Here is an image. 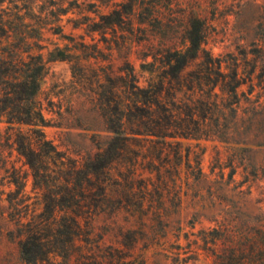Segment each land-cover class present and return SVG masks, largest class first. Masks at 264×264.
<instances>
[{"label": "rangeland", "instance_id": "374dc122", "mask_svg": "<svg viewBox=\"0 0 264 264\" xmlns=\"http://www.w3.org/2000/svg\"><path fill=\"white\" fill-rule=\"evenodd\" d=\"M126 4L133 10L123 23L89 31L99 16ZM3 11L6 20L12 15L15 23L40 28L41 49L34 53L45 64L36 98L48 124L44 132L80 162L111 137L99 108L107 75L123 74L129 63L147 86L166 51L186 50L193 19L205 24L204 49L241 82L221 121L229 124L231 145L183 140L182 157L171 156L161 184L141 167L129 181L130 160L145 166L158 145L134 143L111 167L102 210L88 223L83 219L73 257L54 256V264H264V0H0ZM57 49L71 61L54 60ZM221 89L216 93L223 95ZM11 134L1 122L0 264H24L16 220L31 219L43 206Z\"/></svg>", "mask_w": 264, "mask_h": 264}, {"label": "trees", "instance_id": "16d2710c", "mask_svg": "<svg viewBox=\"0 0 264 264\" xmlns=\"http://www.w3.org/2000/svg\"><path fill=\"white\" fill-rule=\"evenodd\" d=\"M124 7V11L115 9L99 16L100 21L89 31L104 32L123 23L133 5ZM4 13L0 14V123L4 121L12 132L16 151L25 159L34 186L41 191L43 206L31 219L16 220L24 264H54V256L65 260L73 257L77 242L84 237L83 219L88 223L102 210L111 167L132 151L134 143L156 141L158 145L153 147L156 159L150 158L145 166L138 158L130 160L134 175L129 181L137 179L141 167L156 173L161 184L172 166L171 156L182 157L183 140L216 138L231 145L229 124L221 121L227 116L229 98L237 97L241 82L237 71L225 73L223 62L204 49L207 33L201 19L192 20L185 51H166L161 56L159 72L151 70L157 74L147 86L140 85L129 63L120 68L123 74L107 75L99 108L111 137L94 155L80 162L59 151L44 132L48 124L36 98L45 64L42 55L34 53L41 49L40 28L15 23L12 15L6 20ZM16 19L23 20L20 16ZM61 32V28L55 30V34ZM52 57L72 59L59 49ZM193 65L197 68L188 72ZM218 87L228 99L216 93ZM198 172L202 175L200 169ZM146 181H150L145 187L148 190L151 178ZM92 264L104 263L96 259Z\"/></svg>", "mask_w": 264, "mask_h": 264}]
</instances>
